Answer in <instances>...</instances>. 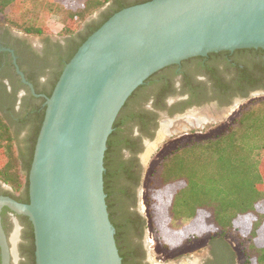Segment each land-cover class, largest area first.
<instances>
[{"label":"water","instance_id":"obj_1","mask_svg":"<svg viewBox=\"0 0 264 264\" xmlns=\"http://www.w3.org/2000/svg\"><path fill=\"white\" fill-rule=\"evenodd\" d=\"M252 48L264 49V0H151L115 13L45 96L29 203L0 197L1 264H11L4 207L32 223L36 264H123L104 180L108 140L122 109L168 66Z\"/></svg>","mask_w":264,"mask_h":264},{"label":"flooded vegetation","instance_id":"obj_2","mask_svg":"<svg viewBox=\"0 0 264 264\" xmlns=\"http://www.w3.org/2000/svg\"><path fill=\"white\" fill-rule=\"evenodd\" d=\"M148 1L151 0H107L96 17L102 19L117 10ZM75 37L28 35L1 24L2 115L13 119L19 112L23 115L26 109L32 111L36 107L39 113L44 111L45 96L52 92L63 64L73 52ZM18 69L40 97L33 95ZM262 101L264 49L261 48L221 51L183 60L151 76L130 97L116 120L119 124L113 131L116 134L113 136L111 155L113 164H121L129 170L122 182L125 194L120 206L123 210L118 211V216L124 219L121 246L127 252L129 264H238L228 241L213 237L194 253L186 250L158 261L152 259L157 243L151 237L150 222L142 209L145 160L159 145L176 135L179 124L182 128L188 125L189 134L218 126L230 130L245 114L247 106ZM34 119L32 116L31 120ZM21 128H24V137L29 124ZM162 134L163 140H159ZM120 154L122 159L118 158ZM0 197H11L27 204L29 186L23 187L19 193L11 185L0 181ZM2 223L11 249V264H29L28 249L32 247V241L27 237L29 219L4 207ZM33 243L35 246V241Z\"/></svg>","mask_w":264,"mask_h":264},{"label":"trees","instance_id":"obj_3","mask_svg":"<svg viewBox=\"0 0 264 264\" xmlns=\"http://www.w3.org/2000/svg\"><path fill=\"white\" fill-rule=\"evenodd\" d=\"M35 1L0 0V17L22 28L27 34L43 35L45 31L37 17L22 22L16 16L30 12L31 4ZM59 3L50 4V10L63 17V33L76 36L74 50L63 64L65 67L81 45L119 10L94 24L86 25L84 33H77L78 29L75 30L73 26L79 23L78 28L81 27L106 2L84 0L77 9H68ZM260 103L247 110L232 129L215 141L196 142L185 149H176L164 158L150 182L148 196L151 225L164 246L170 248L183 240L200 238L205 234L224 240L231 234L239 240L243 264H264V139L247 141V135L261 127L264 130V101ZM12 110L15 111L14 107ZM19 113L12 119L0 112V181L20 193L23 187L29 186V172L45 109L39 113L34 107L32 111L24 110L21 116ZM32 116L34 120H31ZM26 124L30 128L23 137L24 128L21 126ZM118 124L116 121L114 129ZM115 134H111L108 140L105 157V192L123 264H129L127 252L121 246L124 219L118 216V211L123 210L120 204L124 202L125 194L122 182L129 170L121 167V164H113L111 155ZM122 156L120 154L118 158L122 159ZM183 221L187 223L179 225ZM29 225L27 237L32 241V247L28 249L29 264H36L33 225L31 222Z\"/></svg>","mask_w":264,"mask_h":264},{"label":"rangeland","instance_id":"obj_4","mask_svg":"<svg viewBox=\"0 0 264 264\" xmlns=\"http://www.w3.org/2000/svg\"><path fill=\"white\" fill-rule=\"evenodd\" d=\"M60 2L59 4L64 5L68 9H77L79 8L84 0H36L31 4L30 12L28 13H19L16 15L22 22L30 21L31 18L37 17L39 19V25L44 29L45 34L43 35H49V36H59V37H66L70 35H65L63 33L64 29V22L63 17L60 16L57 13H54L52 10H50V4H54L57 2ZM104 2H107V0H102ZM106 4L104 5V7ZM103 8V7H102ZM101 8V9H102ZM100 9V10H101ZM99 10V11H100ZM95 12L93 15L87 18V20L81 25V27L78 28V24H75L73 28L77 30V33H84V29L86 25L88 24H94L98 22L101 18L98 16L96 17L97 13ZM3 24V26H7L9 28H12L14 30L24 32L27 34L22 28L14 26L10 24L9 22H5L2 17H0V26ZM76 33V34H77ZM33 35V34H28ZM40 36V35H36ZM260 102H255L253 104H250L245 108L246 110H251L255 107H257ZM176 126V125H175ZM179 131L176 132L171 140L166 141V143H163L160 147L150 153L149 157L146 162V170H145V178L143 180V197H142V209L144 212V215L147 216V219H149L150 222V231L152 233L151 237L154 239V241L157 243L156 249L152 252V259L158 261L160 258H167L170 257L171 254L176 253H182L186 250L190 251L191 253H194L197 251L198 247H201L202 245H205L206 242L212 237L209 234H205L201 236L200 238H189L186 240H183L178 245L170 246V248L164 246L162 241H159L156 235L155 229L151 225V218H149V207H148V199H149V190H150V182L154 178V174L159 169L160 164L163 162L164 158L168 155H170L173 151L176 149H185L191 145H193L196 142H208V141H215L219 136L226 134L229 130H225L224 127H215L211 130L207 131H199L194 134H189L187 132L190 131V128L188 125L183 126V128L179 124ZM262 128V127H261ZM257 129L255 130L253 134L247 135V141L255 142L260 141L264 139V130L263 129ZM247 134V133H246ZM252 135V137H251ZM164 134L160 136L159 140H163ZM254 138V139H253ZM262 159L264 160V150L262 151ZM161 210V209H160ZM162 212V210H161ZM162 221V220H161ZM164 221V220H163ZM187 221L180 222L179 225H185ZM162 224L166 227V224L162 222ZM178 225V224H177ZM163 228V226L161 225ZM226 240L231 245V247L234 249L235 254L238 259V264H243L244 262V256L242 249L239 244V240L233 236L229 235Z\"/></svg>","mask_w":264,"mask_h":264}]
</instances>
